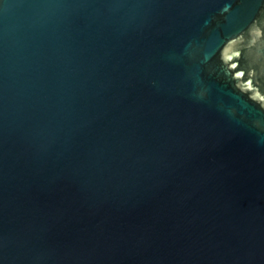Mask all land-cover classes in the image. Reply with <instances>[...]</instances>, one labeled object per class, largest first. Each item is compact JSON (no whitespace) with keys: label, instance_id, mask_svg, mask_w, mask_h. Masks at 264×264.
<instances>
[{"label":"water","instance_id":"95a60500","mask_svg":"<svg viewBox=\"0 0 264 264\" xmlns=\"http://www.w3.org/2000/svg\"><path fill=\"white\" fill-rule=\"evenodd\" d=\"M0 264H264V0H0Z\"/></svg>","mask_w":264,"mask_h":264}]
</instances>
